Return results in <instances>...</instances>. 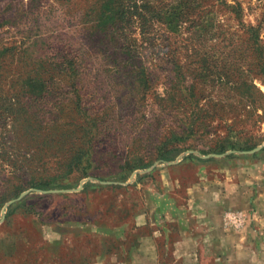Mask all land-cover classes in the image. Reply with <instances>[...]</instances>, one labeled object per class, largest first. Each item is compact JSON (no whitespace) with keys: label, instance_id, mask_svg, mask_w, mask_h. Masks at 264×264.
Segmentation results:
<instances>
[{"label":"rangeland","instance_id":"rangeland-1","mask_svg":"<svg viewBox=\"0 0 264 264\" xmlns=\"http://www.w3.org/2000/svg\"><path fill=\"white\" fill-rule=\"evenodd\" d=\"M224 1L264 45V0ZM96 3L0 0V264H257L241 202L264 207V84L238 22L203 0L209 34L101 43Z\"/></svg>","mask_w":264,"mask_h":264},{"label":"trees","instance_id":"trees-1","mask_svg":"<svg viewBox=\"0 0 264 264\" xmlns=\"http://www.w3.org/2000/svg\"><path fill=\"white\" fill-rule=\"evenodd\" d=\"M216 2L223 9L229 10L238 22L237 25L243 34L242 39L234 33L229 36H232L234 40H236V36L240 39V42L242 41L245 44V51H252V55H255L253 60L256 72L253 73V77H256L264 84V45L261 39L262 28L260 24L252 25L243 22V9L238 3L229 5L224 0H216ZM202 5L203 0H174L171 3L164 4H159L157 0H97L91 14H89L88 18L85 17V23L89 26L88 33L92 39L97 40V36H103V38H100L101 43L106 41L104 36H107L109 31H115L120 42L128 44L129 36H132V34L129 35L127 31H131L128 28L132 27V25H137L141 30L142 40H145L144 37L150 39L146 29L147 25L149 28L154 23L160 24L165 28L166 32L173 35H178L183 29L194 36L192 28L204 35L212 31L213 25L215 28L216 18L215 14L208 9L202 10ZM197 11L204 14L196 15ZM219 30L216 35L213 34L211 37L215 39L218 35V38L222 32H225L220 28ZM232 38L228 41L235 42ZM122 48L125 51L124 56L130 55L128 48L123 45ZM59 55L60 53L57 56ZM54 61L53 67L55 71L53 72L60 76H67V74L75 76L80 73L77 63L71 62L67 55L56 57ZM169 161L171 159L168 158L162 160L165 163Z\"/></svg>","mask_w":264,"mask_h":264},{"label":"crops","instance_id":"crops-1","mask_svg":"<svg viewBox=\"0 0 264 264\" xmlns=\"http://www.w3.org/2000/svg\"><path fill=\"white\" fill-rule=\"evenodd\" d=\"M255 205H257L256 202H241V211L250 212L248 213V218L244 216L243 226L248 228L246 229V232H244V234L246 238H248L250 235H255L254 237H256L257 240L256 238L252 239H254L255 241L260 240V245L263 248H257V244L256 248L253 249V251L250 248L246 247L245 250L241 252V255H244L245 257H250L253 255V263L256 262L257 264H264V230H262V228L260 227L264 225V212H261V208L264 207H259Z\"/></svg>","mask_w":264,"mask_h":264},{"label":"water","instance_id":"water-1","mask_svg":"<svg viewBox=\"0 0 264 264\" xmlns=\"http://www.w3.org/2000/svg\"><path fill=\"white\" fill-rule=\"evenodd\" d=\"M260 148H255L253 149L252 151H249V152H245V154H252L254 152H257L259 151ZM209 156H206L204 158H208ZM82 188V185L79 186L78 190H80ZM59 192H65V191H57V190H54V191H47V192H44V193H59ZM24 195H26V192L22 193L20 195V197L18 199H20L21 197H23Z\"/></svg>","mask_w":264,"mask_h":264}]
</instances>
